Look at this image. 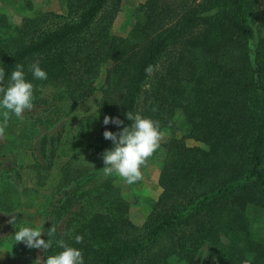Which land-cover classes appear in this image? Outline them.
<instances>
[{"label": "trees", "instance_id": "16d2710c", "mask_svg": "<svg viewBox=\"0 0 264 264\" xmlns=\"http://www.w3.org/2000/svg\"><path fill=\"white\" fill-rule=\"evenodd\" d=\"M121 3L69 0L66 14L20 23L0 13L3 85L23 65L34 106L48 109L45 123L66 121L53 162L34 166L36 190L60 196L57 232L43 259L31 253L26 264L62 251L60 239L82 251L84 264H195L206 247L205 264H264V234L254 227L264 213V0H146L126 37L112 33ZM36 61L47 79L29 71ZM127 112L172 133L142 167L161 161L162 192L140 227L119 176L102 170L103 152L114 147L103 133L130 126ZM105 116L123 124L104 125ZM24 205L12 184L1 187V212Z\"/></svg>", "mask_w": 264, "mask_h": 264}, {"label": "rangeland", "instance_id": "374dc122", "mask_svg": "<svg viewBox=\"0 0 264 264\" xmlns=\"http://www.w3.org/2000/svg\"><path fill=\"white\" fill-rule=\"evenodd\" d=\"M146 0H122L120 12L113 24L114 35L126 37L134 28L137 8ZM69 0H0V13L20 23L23 18L38 17L48 12L66 14ZM107 64L96 81L98 89H102L106 80ZM91 115L97 109V102L91 100L85 104ZM3 111L0 108V123L3 122ZM48 109L36 105L26 111L23 118L13 116L8 120L4 137L0 138V189L12 184L23 194L25 205L22 210L7 214L0 211V264H26L30 254H37L42 260V249L28 248L23 243H16L15 232L19 230V222L28 223L27 227L42 228L45 232L52 224L55 225L53 210L55 202L60 198L55 189L37 191L35 163L50 165L53 161L51 153L54 139L65 130L63 119L53 126L45 123ZM77 130V129H75ZM171 129L163 131L160 142L167 141ZM179 137L183 134L179 133ZM189 146H203L200 142L187 139ZM142 180L128 184L119 175L123 196L130 201L132 207L130 218L137 226H142L158 200L162 188L159 184L161 161H156L145 169H141ZM15 218L14 223L10 221ZM254 227L264 234V213L258 216ZM43 237V236H42ZM41 237V238H42ZM209 255V247L203 250L195 264H205Z\"/></svg>", "mask_w": 264, "mask_h": 264}, {"label": "clouds", "instance_id": "9594fccd", "mask_svg": "<svg viewBox=\"0 0 264 264\" xmlns=\"http://www.w3.org/2000/svg\"><path fill=\"white\" fill-rule=\"evenodd\" d=\"M251 47V45H250ZM254 53L250 59L254 62ZM156 67L149 65L145 72L151 76ZM29 71L35 79H47V73L39 66V61L29 66ZM5 70L0 68V108L3 111V122L0 123V138L4 137L5 129L8 125L10 113L18 118H23L26 111L34 108V85L26 80L24 67L21 64L15 66L11 72L10 80L6 86L3 85ZM155 110V109H154ZM126 118L132 121L130 126L123 127L122 131L113 133L105 131L103 136L106 140H111L114 147L106 149L102 154L104 167L102 168L106 176L113 173L119 175L128 184H134L142 180V167L146 166L148 159L160 147L162 133L158 121L143 117L140 113H126ZM104 125L109 123L120 126L123 124L119 118L105 116ZM13 218L10 223H14ZM57 228L55 225L47 230V240L41 238L45 235L42 228L22 226L15 232L16 243H23L28 248L42 249L47 252L53 245ZM76 243H82L83 237L75 236ZM57 247L62 249L57 254L48 255L42 264H84L82 251L69 246L63 239L55 241Z\"/></svg>", "mask_w": 264, "mask_h": 264}]
</instances>
